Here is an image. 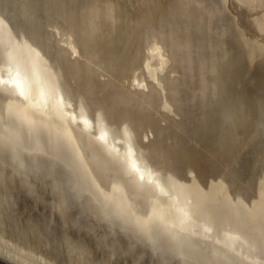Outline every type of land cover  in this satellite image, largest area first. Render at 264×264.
Returning <instances> with one entry per match:
<instances>
[{
    "label": "rangeland",
    "instance_id": "374dc122",
    "mask_svg": "<svg viewBox=\"0 0 264 264\" xmlns=\"http://www.w3.org/2000/svg\"><path fill=\"white\" fill-rule=\"evenodd\" d=\"M9 1L10 0H2L4 3L0 4V6L10 12L8 18L10 19V23L14 25L9 24L6 19H4V22H0V32L2 31L0 39H2L3 42H6L7 38L5 37L6 39L4 40L3 35L5 36L7 34L8 36L10 34L7 32V28H9L8 31L10 30L9 32H11L13 30L12 34L14 33L16 36L12 34L11 36L9 35L10 40L7 39L8 41L13 42V40H11L12 37L14 36V38H16L19 34L17 37L18 39L15 40L20 41L23 39L26 43V50L30 49L31 51L32 48L35 50L36 46L38 47L40 45L42 48L39 46L35 51H32L37 52V50H39L38 53L40 52L41 54L44 52L42 55L40 54V58L43 55L47 56V58L46 56L42 57L44 59L46 58L47 61H44L42 58L41 61H44V63L46 62L45 64L47 66L49 64V68L53 67V65L56 66L57 64L58 69L57 67L53 68L56 69V72H60L61 78H64L65 76V80L63 78L62 80L66 81L64 83H67V87L70 90L72 89L71 91L77 90L75 92L78 95L83 94L82 96H79L82 97V99L86 97V99H88L87 102L92 105L91 107L94 111H102L101 109H103L110 118L112 117V120L115 123L120 120L116 123L117 125L118 123L120 125L121 122L124 124V118L125 120L126 118L127 120H132L133 118V123L138 130L141 129V132H149V135L151 136L149 140L150 146L148 145L149 147H147L148 149H146V151L149 150L148 152L150 154L148 153V155H150V158L153 160L155 158L154 161L164 169L163 171L165 175L168 176H166L168 181H171L170 183L173 184V187H178L177 189L180 187V191L182 189L184 192L187 191L184 194L187 195L186 197H188L189 202H193H191L192 208L197 210L201 209L202 211L207 210L206 212L208 214L206 212L203 214L201 210L198 211V214L202 213L205 215L203 217L206 218V222H208L207 220H210L207 224L210 223L209 225H211L213 221L217 220V217L220 218V216L224 214L222 216L223 219H218L215 224L220 226V228H226L225 230L227 231H222L223 228L220 230V228L215 226L213 222L211 226L212 228L214 226L213 232L214 234L216 233L217 236L210 237L214 236L211 228L209 237L212 239L205 236V240L203 236H198V238H194V241L192 239L193 237L190 238L188 234L184 232L186 231L185 229L182 231L183 229L180 225L178 227L181 228L177 227L178 223L176 225V221L174 224L170 223L167 227L164 226L167 224L163 222V228L166 227L165 230L167 231L168 229L170 231L168 233H171V230L178 231H176L177 233L174 232L175 235L171 233L167 236L168 233L162 231L164 229H160L158 227L159 225L157 227L161 231L155 228L158 223V216H161L164 213V211H162V208L164 207L163 205L161 206L160 202H155L152 199H145L142 195H140V198L139 195H135L134 197L138 198V201L136 199L134 201L133 194L131 193V186L128 183L117 185L115 171L112 172V170L110 171L106 165L104 166V161L102 159L100 161L101 157L92 155L88 142L84 141L85 139L82 138L80 141L77 136L75 137L72 131L70 132L72 134L67 131L68 128H66L67 126L65 124L62 125V123L59 121L57 122V120L51 118H48V120L46 117L42 119L43 117L39 116L41 117L40 121L38 116H34V114H31L30 112L29 115L27 109L22 106H20L22 107L21 109L17 105L16 108L18 107L19 110H16V112L12 109L15 104H6V101L0 95V251L2 253L9 251L14 256L23 257L35 264H264V231H262L264 229V219L260 220L264 213V61H262V58L264 57L255 58L254 60L248 57L249 54L246 50L247 48L245 49V43L240 37L238 39L236 35H226L223 41L224 45H219L223 47L222 52H220L222 48L217 44L218 47L216 49L219 52L214 51L216 54L214 53L210 55L204 45L206 39L202 34V30L196 27H190L191 29L187 30L184 25H180L181 27L177 25L176 28H180L178 31L175 28L178 34L181 30L182 32H185H181V35L177 34L176 37H179L178 39L173 38L174 41L172 39L169 41L170 45L172 44L171 42H175L174 45L170 46L173 60L171 68L167 72L169 75L164 78L165 87L167 93H169L167 96L170 99V103L172 102L173 105H171L172 108L170 107L172 111H169L162 108L161 93L163 92H159L160 90L158 91L157 87L152 86L150 89H147L148 93L145 91L144 94V91L140 92V90L136 88H132L133 91H130L132 89L129 88L130 86H127V84L130 85L129 81L126 83L124 82L128 80V76L131 75L134 69L133 67L140 63V43H142L141 41L143 40L144 32L146 31V28L144 27L151 22H158L162 10L160 1L159 4L161 7H159L158 2H155L156 0H153V3L152 0H120V10L118 13L119 20L117 22L118 24L116 23L114 27L110 23L104 22L102 23L104 25L96 24L98 27L96 26L95 29L82 30L81 28H78V45L82 53H87L86 55L82 54L84 57L79 58V61L76 59L74 60L73 57L71 59V56L66 53L60 43H58L59 46H57L58 38L50 32L51 23L59 20L68 9L66 6L68 3L67 0H64V2L63 0ZM6 3L8 4L6 5ZM30 3H32V6ZM16 6L18 7L16 8ZM156 6H158V8ZM13 9L15 11H13ZM133 14L135 17H133ZM121 16L122 18H120ZM13 17H16V20H14ZM13 21L15 22L13 23ZM5 23L8 25L6 26ZM2 26H5L6 28L4 27V29ZM9 26H13L12 29ZM14 26L18 28H15ZM167 27L170 29L172 28L170 26ZM2 29H4L6 34L5 32L3 33ZM21 31L23 32L22 34L20 33ZM190 31L191 33L189 34ZM130 33L131 35H129ZM23 34H25V36ZM182 37L187 38V41L184 42L185 40H182ZM200 39H202V41ZM204 39L205 41H203ZM240 39L242 42H240ZM2 41L0 40V49L4 46ZM8 41L6 42L7 44H9ZM179 41L183 43H177ZM199 42L203 43V48ZM6 43L5 45H7ZM33 43H35V45ZM179 45L181 47H179ZM185 48L186 50L189 48V52L186 51ZM28 53L30 52L28 51ZM221 55L222 57H220ZM48 56L50 57L49 59ZM219 57L220 59H218ZM48 60H50V62ZM59 68L60 71H58ZM99 70H102L103 72ZM170 73L173 76L170 75ZM70 86L72 88H70ZM134 91H137L138 93H135ZM235 92L238 94L236 95ZM83 96L85 97L83 98ZM86 99L84 100L86 101ZM94 106H99L100 109L98 108L96 110ZM4 108L5 110H3ZM240 109L242 110L240 111ZM152 111L153 113H151ZM3 112L6 113L4 114ZM20 113L22 115H20ZM26 113L28 114L27 116H25ZM28 116H31V119H33L31 120ZM36 117L38 121L36 120ZM27 119L28 121H26ZM42 120H44V123ZM46 120L49 121L48 124H50L51 121L53 126L51 127L50 124V127H48L49 125L45 124L47 123L45 122ZM52 121L57 123L60 128L61 125L62 128L64 126L63 129L65 131H62L63 129L60 130L59 126L56 128L57 124H55V126ZM35 122L37 124H35ZM39 122L41 123L40 125ZM24 124L26 125V128L29 126L31 129L27 128V130H25L26 128L21 127V125L25 127ZM123 124L121 123L120 126L123 127ZM45 125L47 126L45 127ZM41 126H44L46 129L44 128V130ZM47 130L50 133L47 132ZM59 130L61 132H59ZM56 133L58 134L56 135ZM72 135L75 137L74 140L71 138ZM70 138L74 142L70 141ZM78 149H81V151H78ZM14 153H16L18 161L20 160L23 162L22 164L19 161V167L17 165V160L15 161L16 158H13L16 157ZM155 154H157V156ZM3 156H6V158ZM19 157L23 161L19 159ZM90 157H92V159ZM12 159L17 163H14ZM21 166H23V168ZM104 169H108V172ZM109 172H112V174L110 173L111 176H107L109 175ZM68 190L69 192H67ZM118 192L122 199L118 196ZM94 194L95 197L93 196ZM128 195L132 197L128 198ZM103 197L105 199H102ZM110 197L112 199H110ZM135 202L136 205L134 204ZM194 202L200 204L196 203L194 205ZM133 204L137 207L132 206ZM205 205L209 207V209L204 207ZM108 206H111L112 210L110 207L108 208L110 211H108ZM126 207L129 208L126 209ZM216 207L218 210H215ZM130 208L134 209V212L132 211V213H130ZM204 208L207 209L205 210ZM123 209L124 212L122 211ZM213 210H215V213ZM222 210L226 212L224 213ZM153 211H155L154 213H156V215H153ZM212 215L216 217L212 218ZM169 217H171L169 219H172V222L176 219L174 218V214ZM134 218L137 219L135 222ZM144 218L146 219L144 220ZM248 218L250 221H253L251 223L253 226L251 225V227L249 226L250 221ZM219 220H221V222H219ZM255 220L258 221L256 222ZM122 221L125 223H121ZM147 222H154V224L150 223L152 226L150 225L148 227ZM244 222L247 223L245 224V226H247L246 230L247 228L250 229L248 232L245 230L239 232H246L244 236L248 239L250 236H253L252 238L250 237V241L252 239L254 240H252V242H254L252 244L255 245L254 247H252L253 245L250 246V244H248V242L250 243L248 239V242L245 243L246 246L244 247L243 244L238 242H234L233 244L229 238V235L233 231H238L241 227H239L238 224L240 225V223H242V226L245 228L243 225ZM144 223H146V225ZM224 223L227 225L225 224L223 226ZM258 223H261L260 227H257L259 226ZM159 224L160 226L162 225L161 223ZM171 225L172 228H169ZM174 225L177 228L174 227ZM173 227L176 229L173 230ZM262 227L263 229H261ZM230 230L231 232H228ZM224 232L227 234L226 236L224 235ZM259 232L262 233V235ZM161 234L164 235L161 236ZM223 235L225 237L223 239L224 241H218L222 240ZM166 236L170 237V240ZM174 236H177L178 238ZM201 237H203V239ZM217 237H219V239ZM189 238L190 240L192 239V244L190 243L191 241ZM185 239L187 240L185 241ZM219 243H221V245ZM235 244L238 245V247L242 245L244 249L240 248L238 250V247ZM247 244L249 245V248ZM185 246H187L188 249L184 250L186 248ZM246 247L248 249L253 248L250 253L253 251L256 253V256L253 253L254 257L253 254H251L253 259H251V257L249 261L248 259L250 255L248 254L250 253L247 252V254L245 251H242L245 250ZM248 249H246V251ZM221 251L223 253H221ZM257 252L258 260L256 258ZM259 252H261L260 257ZM245 253L248 257L244 255ZM184 260H186L185 263ZM252 260L254 261L253 263Z\"/></svg>",
    "mask_w": 264,
    "mask_h": 264
},
{
    "label": "bare ground",
    "instance_id": "6f19581e",
    "mask_svg": "<svg viewBox=\"0 0 264 264\" xmlns=\"http://www.w3.org/2000/svg\"><path fill=\"white\" fill-rule=\"evenodd\" d=\"M12 0H10L9 2H11ZM17 1V0H16ZM120 0H67L66 6L68 7V9L65 11V13L62 15V19L60 18L59 20L53 21L50 25V32H52L57 38H58V43H60L61 47H63V49L66 51V53L68 55H70L71 59L72 57L74 58V60H80L79 58L84 57L82 56V54L84 55V53L81 52V49L78 45L77 42V29L81 28L82 30H90V29H95L96 28V24H102L104 22H108L110 23L113 27L114 25L118 22L119 20V2ZM127 1V0H126ZM131 1V0H130ZM155 1V0H154ZM162 6V10H161V14L159 15L160 17L158 18V22L155 23H149L148 25H146L144 28H146V31L144 32V37L143 40L141 41V47H140V54H139V59H140V63L135 67L131 68L133 69L132 73L130 76H128V80L124 81L125 83L129 81L130 85L127 84V86H130L129 88H136L138 90H140V92H143L145 94V91L147 92V89H150L152 86L157 87L159 92H163L161 93V103H162V108H164L165 110H169L172 111L170 109V107L172 108V102L170 103V99L167 96V89L165 87V76H168L169 74H167V72L169 71V69L171 68V64H172V51L170 49V46L174 45L173 42H171L172 44L170 45L169 41L172 39L174 41L173 38L178 39L179 37L177 36V31L180 28H176V26L178 25L179 27H181L180 25H184V27L189 30L191 29L190 27H196L199 28L200 30H202V34L205 36V39L203 41H205L204 45L206 47L207 52L211 55L214 54L215 52H219L217 51V47L219 45H224V37L226 35H232V36H237L238 39L239 37L243 40V42L245 43L246 47L245 49L247 50L249 56L251 59H255V58H260V57H264V0H156L155 2ZM0 4H3L4 2H2V0L0 1ZM13 2V1H12ZM19 2V1H18ZM26 2V1H23ZM53 2V1H52ZM64 2V0H63ZM140 2V1H139ZM15 3V2H14ZM13 3V4H14ZM127 3V2H126ZM153 3V0H152ZM155 3V4H156ZM163 3V5H162ZM8 3H6L7 5ZM21 4V3H20ZM25 4V3H24ZM27 4V3H26ZM32 3H30L31 5ZM140 4V3H139ZM154 4V5H155ZM159 4V7H161ZM5 5V4H4ZM5 5V6H6ZM19 5V4H18ZM29 5V4H28ZM65 5V4H64ZM134 5V4H133ZM157 5V4H156ZM10 6V4H9ZM23 6V5H22ZM32 6V5H31ZM18 6H16L17 8ZM21 7V5H20ZM30 7V6H28ZM158 8V6H156ZM6 8V7H5ZM8 8V6H7ZM10 8V7H9ZM70 8V9H69ZM126 8V7H125ZM64 9V8H63ZM62 9V10H63ZM156 10V9H155ZM13 11H15L13 9ZM32 11V10H31ZM8 12V13H7ZM12 12V11H11ZM26 12V11H25ZM30 12V11H28ZM63 12V11H62ZM131 12V11H130ZM135 12V11H134ZM156 12V11H155ZM13 13V12H12ZM157 13V12H156ZM9 14V15H8ZM14 14V13H13ZM28 14V13H27ZM130 14V13H128ZM18 15V14H17ZM16 15V16H17ZM46 15V14H45ZM50 15V14H49ZM134 15V14H133ZM137 15V14H136ZM10 16V12L7 9H4L0 6V22H4L6 19L9 24L10 23V19L8 18ZM14 16V15H13ZM32 16V14H31ZM129 16V15H128ZM141 16V15H140ZM148 16V15H147ZM6 17V18H5ZM26 17V16H25ZM29 17V16H28ZM59 17V16H58ZM126 17V16H125ZM135 17V15L133 16ZM145 17V16H142ZM156 17V16H155ZM8 18V19H7ZM14 18V17H13ZM16 18V17H15ZM14 18V20H16ZM27 18V17H26ZM122 18V16L120 17ZM138 18V17H137ZM152 18V17H150ZM28 19V18H27ZM155 19V18H154ZM23 20V19H22ZM29 20V19H28ZM131 20V19H130ZM135 20V19H134ZM147 20V19H146ZM6 21V22H7ZM7 22V23H8ZM15 21H13L14 23ZM23 22V21H22ZM47 22V21H46ZM134 23V22H133ZM140 23V22H139ZM4 24V23H3ZM21 24V23H20ZM109 24V25H110ZM118 24V23H117ZM143 24V23H142ZM6 25V23H5ZM8 25V24H7ZM6 25V26H7ZM14 25V24H12ZM17 25V24H16ZM22 25V24H21ZM104 25V24H102ZM141 25V24H140ZM172 25V26H171ZM18 26V25H17ZM26 26V25H25ZM29 26V25H28ZM37 26V25H36ZM119 26V25H116ZM167 26L172 27L171 29L168 28ZM1 27V26H0ZM3 28L5 26H2ZM10 27V26H9ZM13 27V26H12ZM12 27H10L12 29ZM15 27V26H14ZM98 27V26H97ZM103 27V26H102ZM109 27V26H108ZM110 27V28H113ZM168 30H167V28ZM6 28V27H5ZM4 28V29H5ZM18 28V27H15ZM34 28V27H33ZM42 28V27H41ZM117 28V27H115ZM166 28V29H165ZM177 31H176V29ZM3 30V33L5 32ZM9 28H7V32L10 33L9 35L11 36L12 31L9 32L8 31ZM21 29V26H20ZM39 29V28H38ZM49 29V28H48ZM108 29V28H107ZM118 29V28H117ZM127 29V28H126ZM1 30V29H0ZM19 30V29H18ZM138 30V29H137ZM184 30V29H183ZM194 30V28H193ZM20 31V30H19ZM23 31V30H22ZM20 32L21 34L23 32ZM29 31V30H28ZM27 31V32H28ZM45 31V30H44ZM102 31V30H101ZM108 31V30H107ZM180 31V30H179ZM16 32V31H14ZM26 32V33H27ZM132 32V31H131ZM137 32V31H136ZM182 32V30H181ZM180 32V33H181ZM185 32V31H184ZM182 32V33H184ZM2 33V31L0 32V34ZM17 33V32H16ZM19 33V32H18ZM25 33V32H24ZM30 33V32H29ZM39 33V32H38ZM51 33V34H52ZM125 33V32H124ZM178 35H181V34ZM191 33V31L189 32V34ZM193 33V31H192ZM200 33V32H199ZM6 34V32H5ZM52 34V36H53ZM126 34V33H125ZM8 35V36H9ZM14 35V33L12 34ZM19 35V34H18ZM17 35V37H18ZM25 36V34H23ZM39 35V34H38ZM45 35V34H44ZM131 35V33L129 34ZM186 35V34H185ZM184 35V36H185ZM201 35V34H200ZM7 34L4 37V40L7 38L8 40H10V36L8 37ZM16 36V34L14 35ZM14 36L12 37L11 40L12 41H8L6 39V42L8 41L9 44H7L5 41V43L7 45H5V43L2 41V39H0L3 42V47H1L0 51V95L3 97V99L6 101V104H10V105H14V107L12 109H14L15 111L19 110V108L17 109L16 106L18 105L19 107L22 106L24 108L27 109L28 114H34V116H41L43 117L42 119H44V117L51 118L54 120H57V122L59 121L60 123L65 124L68 128L67 131H69V133L72 131V133L75 135V137L77 136L80 141L83 139H85L84 141L88 142V145L91 149L92 155L93 156H97V157H101V159L104 161V166L106 165V167H108L110 169V171L112 170L115 171V179L117 181V185H121V184H125L128 183L132 190L131 193L133 194V197L136 195H140L144 196L143 198L145 199H152L155 202H160L161 206L163 205L164 208H162V211H164L163 215H159L157 218V225L155 228L157 229H164L162 231L165 232H170L168 229L167 231L165 230V228L170 225V223H175L176 221V225L177 227L180 225L182 227V231H184V229L186 231H184L185 233L188 234V236L194 240V238H198V236H203L204 239L206 240V237L210 236L209 233L211 231L212 228V224L214 222L215 226H218L215 224L216 221H218V219H223V215L219 217H217L216 221H213L211 223V225L207 224L210 220H207L208 222H206V218L203 217L205 215L204 212H206L207 208L209 209V207H207L206 205L204 207H207L205 210L206 211H202L203 214H198L197 209L192 208L191 206V202H189L188 197H186L187 195L184 194L187 191H183V189L180 191V187L179 189H177L178 187L175 188V186L173 187V184H171L168 179H167V175H165L164 173V169L161 168L160 165H158L152 158H150V155H148V151H146V149H148L147 147H149V140H150V135L149 132H141V129H137V127H135V124L133 123V118L132 120H125V118L123 119V121H125V123L123 124V122H121L123 124V127L116 124V123L112 120V117L110 118V116L108 114H106L103 109H101L102 111L98 110V111H94L92 109V105H90L88 101V99H86L85 96H83L84 99H86V101L84 99H82V95H78L76 94L75 91H71L63 81L62 78L60 77V72H56V69L53 67H57L53 65V67H48V66L44 63V61H47L46 55H43L42 57L46 56V58H42L44 59V61H41L42 59L40 58V52L38 53L39 50H37V52H33L32 50H34L32 48V50H26V43L25 41L22 40H18L16 41L15 39H18L17 37L14 38ZM84 36V35H83ZM119 36V35H118ZM202 36V35H201ZM6 37V38H5ZM37 37V36H36ZM51 37V36H50ZM112 37V36H111ZM133 37V36H132ZM192 37V35H191ZM190 37V38H191ZM197 37V36H194ZM203 37V36H202ZM1 38V35H0ZM25 38V37H23ZM30 38V37H29ZM38 38V37H37ZM40 38V37H39ZM54 38V36H53ZM182 40H185L184 42L187 41V38L182 37ZM32 39V38H31ZM56 39V38H55ZM97 39H98V35H97ZM142 39V36H141ZM194 39V38H193ZM237 39V38H236ZM240 39V42H242ZM43 40V39H42ZM202 41V39H200ZM229 40V39H228ZM15 41V42H14ZM35 41V40H34ZM37 41V40H36ZM40 41V40H39ZM189 41H193V40H189ZM30 42V41H29ZM32 42V41H31ZM48 42V41H47ZM108 42V41H107ZM1 43V42H0ZM28 43V42H27ZM43 43V42H42ZM130 43V42H129ZM177 43H183V42H177ZM176 43V44H177ZM201 43V42H199ZM238 43V42H237ZM35 45V43H33ZM32 44V46L34 47V45ZM175 44V45H176ZM186 44V43H185ZM184 44V45H185ZM188 44V42H187ZM218 44V46H217ZM30 45V43H29ZM37 45V44H36ZM48 45V44H47ZM123 45V44H121ZM202 48H203V43H201ZM2 46V44H1ZM28 46V44H27ZM31 46V47H32ZM40 46V45H39ZM38 46V47H39ZM59 46V44L57 45ZM187 46V45H185ZM191 46V45H190ZM229 46V45H228ZM238 46V45H236ZM28 47V48H31ZM36 46V49L38 48ZM41 47V46H40ZM45 47V46H43ZM118 47V46H117ZM178 47V46H177ZM179 47H181L179 45ZM183 47V46H182ZM221 47V46H219ZM27 48V49H28ZM42 48V47H41ZM56 48V47H55ZM59 49H61L60 47H58ZM129 48V47H128ZM184 48V47H183ZM222 48V49H221ZM221 51L223 50V47H221ZM243 48V46H242ZM35 49V50H36ZM40 49V48H39ZM50 49V47H49ZM62 49V50H63ZM189 49V48H188ZM188 49L185 50L188 51ZM205 49V48H204ZM216 49V50H215ZM219 49V48H218ZM244 49V50H245ZM34 50V51H35ZM42 50V49H40ZM56 50V49H55ZM61 50V51H62ZM205 50V51H206ZM28 51L30 53H28ZM86 51V50H85ZM175 51V50H174ZM185 51V52H186ZM192 51V50H190ZM215 51V52H214ZM28 54H27V53ZM64 52V51H63ZM180 52V51H179ZM189 52V51H188ZM206 52V53H207ZM44 52H42L43 54ZM106 53V52H105ZM202 53V52H201ZM41 54V55H42ZM46 54V53H45ZM57 54V53H56ZM87 54V53H86ZM85 54V55H86ZM216 54V53H215ZM221 54V53H220ZM230 54V53H229ZM247 54V55H248ZM93 55V54H92ZM97 55V54H96ZM175 55V54H174ZM191 55V54H190ZM240 55V54H239ZM246 55V54H245ZM65 56V55H64ZM188 56V55H187ZM209 56V55H208ZM233 56V55H232ZM55 57V56H54ZM127 57V56H126ZM175 57V56H174ZM222 57V55L220 56ZM220 57L218 59H220ZM230 57V56H229ZM50 57L48 56V59ZM65 59V58H64ZM186 59V58H185ZM210 59V58H209ZM212 59V58H211ZM232 59V58H230ZM243 59V58H242ZM264 61V58H262ZM240 60V58H239ZM50 62V60H48ZM139 61V60H138ZM211 61V60H210ZM251 61V60H250ZM55 62V61H54ZM53 62V63H54ZM127 62V61H126ZM175 62V61H174ZM189 62V61H188ZM217 62V61H216ZM252 62V61H251ZM48 63V62H47ZM52 63V64H53ZM91 63V62H90ZM138 63V62H137ZM210 63V62H209ZM240 63V62H239ZM120 64V62H119ZM222 65V64H221ZM224 65V64H223ZM237 65V64H236ZM74 66V65H73ZM208 66V65H207ZM233 66V65H232ZM244 66V65H243ZM90 67V66H89ZM210 67V66H209ZM238 67V66H237ZM71 68V67H70ZM99 68V67H98ZM97 68V69H98ZM221 68V67H220ZM224 68V67H223ZM241 68V67H240ZM58 69V67H57ZM66 69V68H65ZM80 69V68H78ZM188 69V68H187ZM211 69V68H210ZM62 70V69H61ZM221 70V69H220ZM229 70V69H228ZM241 70V69H240ZM239 70V71H240ZM243 70V69H242ZM60 71V68L59 70ZM86 71V70H84ZM102 71V70H99ZM113 71V70H112ZM117 71V70H116ZM207 71V70H206ZM212 71V70H211ZM210 71V72H211ZM215 71V70H214ZM245 71V70H244ZM103 72V71H102ZM101 72V73H102ZM229 72V71H228ZM91 73V72H90ZM106 73V72H105ZM104 73V74H105ZM173 73V72H172ZM214 73V72H212ZM216 73V72H215ZM238 73V72H237ZM64 74V72H63ZM167 74V75H166ZM174 74V73H173ZM177 74V73H176ZM208 74V73H207ZM228 74V73H227ZM239 74V73H238ZM241 74V73H240ZM129 75V74H128ZM170 75H172L170 73ZM182 75V74H181ZM107 76V75H106ZM111 76V75H110ZM173 76V75H172ZM236 76V75H235ZM243 76V75H242ZM212 77V76H211ZM102 78V77H101ZM127 78V77H126ZM207 78V77H206ZM220 78V77H217ZM228 78V77H227ZM238 78V77H237ZM65 80V76L63 78ZM107 79V78H106ZM230 79V78H229ZM259 79V78H258ZM218 80V79H217ZM233 80V79H232ZM236 80V79H235ZM167 81V80H166ZM214 81V80H213ZM217 82V81H216ZM250 82V80H249ZM112 83V82H111ZM168 83V82H167ZM215 83V81H214ZM231 83V82H229ZM174 84V83H173ZM249 84V83H248ZM216 85V84H215ZM237 85V84H236ZM72 86V85H71ZM70 86V88H72ZM126 86V87H127ZM169 86V85H168ZM172 86V85H171ZM205 87V86H204ZM224 87V86H223ZM78 88V87H77ZM226 88V87H225ZM252 88V87H251ZM74 89V88H73ZM76 89V88H75ZM231 90V89H230ZM94 91V90H93ZM130 91H133L130 90ZM150 91V90H149ZM202 91V90H201ZM224 91V90H223ZM232 91V90H231ZM135 93L137 91H134ZM222 92V91H221ZM220 92V93H221ZM226 92V91H225ZM228 92V91H227ZM75 93V94H74ZM85 93V92H84ZM130 93V92H129ZM138 93V92H137ZM148 93V92H147ZM151 93V92H150ZM172 93V92H171ZM233 93V92H232ZM240 93V92H239ZM117 94V93H116ZM159 94V93H158ZM189 94V93H188ZM234 94V93H233ZM236 94V92H235ZM238 94V93H237ZM236 94V95H237ZM257 94V93H256ZM78 95V96H77ZM86 95V94H85ZM143 95V94H142ZM228 95L230 96V94L228 93ZM122 96V95H121ZM171 96V95H170ZM223 97V96H222ZM227 97V96H226ZM154 98V97H153ZM220 98H221V94H220ZM236 98V96H235ZM241 98V97H240ZM2 99V100H3ZM205 99V98H204ZM209 99V98H208ZM228 99V98H227ZM246 99V98H245ZM3 100V101H4ZM92 100V99H91ZM128 100V99H127ZM251 100V99H250ZM0 101H1V97H0ZM2 101V102H3ZM174 101V100H173ZM204 101V100H203ZM232 101V100H231ZM91 102V101H90ZM98 102V101H97ZM111 102V101H110ZM193 102V101H192ZM264 102V101H263ZM159 103V102H158ZM262 103V102H261ZM95 104V103H94ZM129 104V103H128ZM101 105V104H100ZM123 105V104H122ZM126 105V104H125ZM172 105V106H171ZM234 105V104H233ZM264 106V105H263ZM1 107V106H0ZM22 107H20L22 109ZM23 108V109H24ZM94 108L97 110L99 108L94 106ZM103 108V107H102ZM125 108V107H124ZM128 108V107H127ZM209 108V107H208ZM212 108V107H211ZM1 109V108H0ZM11 109V108H10ZM20 109V110H21ZM25 109V110H26ZM100 109V108H99ZM108 109V108H107ZM129 109V108H128ZM213 109V108H212ZM228 109V108H227ZM235 109V108H234ZM5 110V108L3 109ZM112 110V109H111ZM242 109H240L241 111ZM8 111V110H7ZM10 111V110H9ZM13 111V110H12ZM16 111V112H17ZM23 111V110H21ZM125 111V110H124ZM168 111V112H169ZM218 111V110H217ZM226 111V110H225ZM239 111V110H238ZM244 111V110H243ZM246 111V110H245ZM25 112V111H24ZM30 112V113H29ZM213 112V111H212ZM223 112V111H222ZM4 113V112H3ZM6 113V112H5ZM4 113V114H5ZM15 113V112H13ZM19 113V112H18ZM121 113V112H120ZM119 113V114H120ZM153 113V111L151 112ZM155 113V112H154ZM177 113V112H176ZM196 113V112H195ZM247 113V112H245ZM260 113V112H259ZM9 114V113H8ZM12 114V113H11ZM27 113L25 114V116L28 115ZM157 114V113H156ZM241 114V113H240ZM20 115H22L20 113ZM161 115V114H160ZM218 115V114H217ZM234 115V114H233ZM243 115V114H241ZM19 116V114H18ZM33 116V115H32ZM215 116V115H214ZM246 116V115H245ZM14 117V116H13ZM21 117V116H20ZM31 116H28V118ZM39 117V120L40 118ZM121 117V116H120ZM126 117V116H124ZM169 117V116H168ZM233 117V116H232ZM239 117V116H238ZM202 118V117H201ZM243 118V117H241ZM240 118V119H241ZM245 118V117H244ZM20 119V118H19ZM26 119V118H24ZM23 119V120H24ZM33 119V118H32ZM31 119V120H32ZM122 119V118H121ZM166 119V118H165ZM226 119V117H225ZM37 120V117H36ZM49 120V119H48ZM48 120H46L45 124H48ZM118 120V118H117ZM235 120V119H234ZM25 121V120H24ZM28 121V119L26 120ZM38 121V120H37ZM41 121V120H40ZM44 123V120H42ZM122 121V120H121ZM137 121V120H136ZM135 121V122H136ZM222 121V120H221ZM238 121V120H237ZM54 122V121H52ZM173 122V121H172ZM236 122V121H235ZM241 122V121H240ZM33 123V122H32ZM59 123V124H60ZM21 124V123H20ZM23 124V123H22ZM34 124V123H33ZM35 124H37L35 122ZM41 123L39 122V125ZM51 127L53 126L50 121ZM50 124H48L50 127ZM57 124L54 122V125ZM155 124V123H154ZM162 124V123H161ZM164 124V123H163ZM240 124V123H239ZM25 125V124H24ZM38 125V126H39ZM43 125V124H42ZM61 128L60 126L57 124L56 128H60V130H62L64 128ZM138 125V124H137ZM33 126V125H32ZM47 125H45L46 127ZM54 126V127H55ZM139 126V125H138ZM21 127L26 128L21 125ZM37 127V125H36ZM43 129L45 128L44 126ZM40 127V128H41ZM248 127V126H247ZM27 128H30L29 126H27ZM27 128L25 130H27ZM219 128V127H218ZM230 128V127H229ZM249 128V127H248ZM46 129V128H45ZM44 129V130H45ZM48 129V128H47ZM197 129V128H196ZM210 129V128H209ZM237 129V128H236ZM42 130V129H41ZM40 130V132H41ZM51 130V129H50ZM53 130V129H52ZM59 130V132H61ZM233 130V129H232ZM243 130V129H242ZM254 130V129H253ZM31 131V130H30ZM58 131V130H57ZM62 131H65L64 129ZM149 131V130H148ZM234 131V130H233ZM36 132V131H35ZM39 132V131H38ZM37 132V133H38ZM47 132H49L47 130ZM52 132V131H51ZM242 132V131H241ZM28 133V131H27ZM50 133V132H49ZM54 133V132H53ZM66 133V132H65ZM70 133V134H72ZM193 133V132H192ZM35 134V133H33ZM52 134V133H51ZM55 134V133H54ZM58 133H56L57 135ZM61 134V133H60ZM59 134V135H60ZM194 134V133H193ZM247 134V133H246ZM31 136V135H30ZM193 136V135H192ZM243 136V135H242ZM55 137V136H54ZM61 137V136H60ZM72 135V139L74 140L75 137ZM194 137V136H193ZM70 138V141H72ZM195 138V137H194ZM198 138V137H197ZM262 138V136H261ZM69 139V138H68ZM169 139V138H168ZM251 139V138H250ZM171 140V139H170ZM68 141V140H67ZM226 141V140H225ZM74 142V141H72ZM235 142V141H234ZM65 143V142H64ZM77 143V142H76ZM165 143V142H164ZM217 143V142H216ZM69 144V143H68ZM79 144V143H78ZM77 144V145H78ZM191 144V143H190ZM21 145V144H20ZM81 145V143H80ZM83 145V143H82ZM149 145V146H148ZM258 145V144H257ZM19 146V145H18ZM84 146V145H83ZM200 146V145H199ZM15 147V146H14ZM223 147V146H222ZM17 148V147H16ZM19 148V147H18ZM43 148V147H42ZM80 148V146H79ZM82 148V146H81ZM254 148V147H253ZM258 148V147H257ZM88 149V147H87ZM15 150V149H14ZM81 151V149H78V151ZM84 150V149H82ZM86 150V149H85ZM232 150V149H231ZM5 151V150H4ZM31 151V150H30ZM13 152V151H12ZM11 152V153H12ZM16 152V151H14ZM37 152V151H36ZM57 152V151H56ZM154 152V151H153ZM23 153V152H22ZM78 153V152H77ZM83 153V152H82ZM223 153V152H222ZM221 153V154H222ZM232 153V152H231ZM16 157H13L15 159V161L17 160L18 162V167L20 166V162L17 159V155L16 153H14ZM13 154V156H14ZM19 154V153H17ZM36 154V153H35ZM150 154V153H149ZM153 154V153H152ZM211 154V153H210ZM249 154V153H248ZM251 154V153H250ZM1 155V154H0ZM22 155V154H21ZM80 155V154H78ZM82 155V154H81ZM88 156H90L89 154H87ZM157 156V154H155ZM9 156V154H8ZM19 156V155H18ZM84 156V155H82ZM6 158V156H3ZM10 157V156H9ZM85 157V156H84ZM12 158V156H11ZM24 158V156H23ZM92 159V157H90ZM96 158V157H94ZM93 158V159H94ZM201 158V157H200ZM8 159V158H7ZM19 159H21L19 157ZM86 159V158H85ZM158 159V158H157ZM251 159V158H250ZM22 160V159H21ZM31 160V159H30ZM79 160V159H78ZM6 161V160H5ZM13 161V159H12ZM11 161V162H12ZM13 161L14 163H17ZM23 161V160H22ZM29 161V159H28ZM26 161V162H28ZM92 161V160H91ZM158 161V160H157ZM259 161V160H258ZM30 162V161H29ZM35 162V161H34ZM33 162V163H34ZM10 163V162H8ZM23 164V162H21ZM101 163V162H99ZM166 163V162H165ZM13 164V163H11ZM30 164V163H29ZM28 164V166H29ZM32 164V163H31ZM37 164V163H36ZM35 164V165H36ZM1 165V164H0ZM10 165V164H9ZM8 165V166H9ZM16 165V164H15ZM217 165V164H216ZM38 166V165H37ZM23 168V166H21ZM35 167V166H34ZM166 167V166H165ZM209 167V166H208ZM256 167V166H255ZM36 168V167H35ZM220 168V167H219ZM251 168V167H250ZM27 169V168H26ZM33 169V168H32ZM37 169V168H36ZM43 169V168H42ZM64 169V168H63ZM35 170V169H33ZM38 170V169H37ZM44 170V169H43ZM106 170V169H104ZM243 170V169H242ZM251 170V169H249ZM5 171V170H4ZM12 171V169H11ZM29 171V170H28ZM231 171V170H230ZM15 172V171H14ZM31 172V171H30ZM35 172V171H34ZM41 172V171H40ZM39 172V173H40ZM106 172H108V169L106 170ZM104 172V173H106ZM112 172H109V175L107 176H111ZM36 173V172H35ZM48 173V172H47ZM50 173V172H49ZM52 173V172H51ZM58 173V172H57ZM69 173V172H68ZM111 173V174H110ZM223 173V172H222ZM7 174V173H6ZM108 174V173H107ZM232 174V173H231ZM4 175V174H3ZM36 175V174H35ZM44 175V174H43ZM104 175V174H103ZM184 175V174H183ZM13 176V174H12ZM102 176V175H101ZM167 176V177H166ZM193 176V175H192ZM228 176V175H227ZM233 176V175H232ZM242 176V175H241ZM22 177V176H21ZM25 177V176H24ZM38 177V176H37ZM65 177V176H64ZM70 177V176H69ZM181 177V176H180ZM204 177V176H203ZM7 178V177H6ZM63 178V177H62ZM242 178V177H241ZM41 179V178H40ZM57 179V177H56ZM102 179V178H101ZM104 179V178H103ZM176 179V178H175ZM246 179V178H245ZM21 180V178H20ZM35 180V179H34ZM54 180V179H53ZM195 180V179H194ZM221 180V179H220ZM244 180V179H242ZM247 180V179H246ZM251 180V179H250ZM25 182V181H24ZM219 182V181H218ZM225 182V181H224ZM18 183V182H17ZM53 183V182H52ZM55 183V182H54ZM69 183V182H68ZM245 183V182H244ZM257 183V182H256ZM34 184V183H33ZM127 184V185H128ZM177 184V183H176ZM193 184V183H192ZM260 184V183H259ZM5 185V184H4ZM175 185V184H174ZM178 185V184H177ZM224 185V184H223ZM256 185V184H255ZM23 186V185H22ZM65 186V185H64ZM3 187V186H2ZM15 187V186H14ZM26 187V186H25ZM58 187V186H57ZM63 187V186H62ZM121 187V186H120ZM110 188V187H109ZM108 188V189H109ZM182 188V187H181ZM222 189V187H221ZM231 189V188H230ZM3 190V189H2ZM24 190V189H23ZM71 190V189H70ZM95 190V189H94ZM114 190V188H113ZM226 190V189H225ZM19 191V190H18ZM28 191V190H27ZM35 191V190H34ZM105 191V190H104ZM126 191V190H125ZM183 191V192H182ZM69 192V190L67 191ZM96 192V190H95ZM230 192V191H229ZM35 193V192H34ZM94 193V192H93ZM124 193V192H123ZM105 194V193H104ZM103 194V195H104ZM116 194V193H115ZM120 193L118 192V196L121 197L119 195ZM122 194V193H121ZM235 195V194H234ZM251 195V194H250ZM30 196V195H29ZM69 196V195H68ZM88 196V195H87ZM95 197V194L93 195ZM97 196V195H96ZM221 196V194H220ZM70 197V196H69ZM102 197V196H101ZM118 197V198H119ZM128 198L132 197V196H127ZM193 197V196H192ZM225 197V196H224ZM34 198V197H33ZM62 198V197H61ZM72 198V197H71ZM124 198V197H123ZM126 198V197H125ZM40 199V198H39ZM63 199V198H62ZM98 199V198H97ZM102 199H105L104 197ZM110 199H112L110 197ZM122 199V197H121ZM135 199L138 201V198L134 197V201ZM194 199V198H192ZM78 200V199H77ZM89 200V199H88ZM114 200V199H113ZM201 200V199H200ZM219 200V199H218ZM241 200V199H240ZM22 201V200H21ZM63 201V200H62ZM74 201V200H73ZM112 201V200H111ZM133 201V202H134ZM143 201V200H142ZM147 201V200H146ZM149 201V200H148ZM153 201V202H154ZM203 201V200H202ZM83 202V201H82ZM130 202V201H129ZM144 202V201H143ZM154 202V203H155ZM199 202V201H197ZM196 202V203H197ZM234 202V201H233ZM64 203V201H63ZM71 203V202H70ZM87 203V202H86ZM93 203V202H92ZM105 203V201H104ZM193 203V202H192ZM194 202V205L196 204ZM208 203V202H207ZM40 204V203H39ZM132 204V203H131ZM136 205V202L134 203ZM132 206H135V205ZM152 204V202H151ZM150 204V205H151ZM159 204V203H158ZM200 204V203H197ZM205 204V202H204ZM211 204V203H210ZM38 205V204H37ZM53 205V204H51ZM88 205V204H87ZM108 205V203H107ZM110 205V204H109ZM113 205V204H112ZM111 205V206H112ZM139 205V204H138ZM147 205V203H146ZM215 205V204H214ZM220 205V204H219ZM231 205V204H230ZM50 206V205H49ZM64 206V205H63ZM105 206V205H104ZM110 206V207H111ZM128 206V205H126ZM129 206V207H132ZM141 206V205H140ZM109 206L107 207L110 208ZM128 207V208H129ZM137 207V206H135ZM139 207V206H138ZM145 207V204H144ZM195 207V206H194ZM201 207V206H199ZM213 207V206H212ZM222 207V206H221ZM102 208V207H101ZM100 208V209H101ZM106 208V207H105ZM126 207V209H128ZM143 208V207H142ZM198 208V207H197ZM219 208V207H218ZM231 208V207H230ZM103 209V208H102ZM131 212L134 210L132 208ZM146 209V207H145ZM160 209V208H159ZM157 209V210H159ZM194 209V210H193ZM203 209V206H202ZM217 209V207L215 208V210ZM223 209V208H221ZM226 209V208H225ZM32 210V209H31ZM106 210V209H105ZM112 210V207H111ZM197 213H196V211ZM213 210V212L215 211ZM218 210V209H217ZM220 210V209H219ZM108 211H110L108 209ZM124 212V209L122 210ZM146 211V210H145ZM114 212V211H113ZM122 212V213H123ZM126 212V211H125ZM134 212V211H133ZM151 212V211H150ZM149 212V213H150ZM155 211H153V215L156 213H154ZM210 212V211H208ZM222 212H226L223 211ZM221 212V213H222ZM144 213V212H143ZM152 213V212H151ZM150 213V215H151ZM207 213V212H206ZM205 213V214H206ZM215 213V212H214ZM108 214V212H107ZM124 214V213H123ZM174 214V222H172V219L170 220L169 216ZM208 214V213H207ZM220 214V213H219ZM217 214V215H219ZM126 215V214H125ZM149 215V216H150ZM260 215V214H259ZM258 215V218H259ZM111 216V215H110ZM145 216V215H144ZM213 216V215H212ZM236 216V215H235ZM261 216V215H260ZM109 217V216H107ZM128 217V216H127ZM142 217V216H141ZM155 217V216H154ZM216 216H213L212 218H215ZM222 217V218H221ZM228 217V216H226ZM251 217V215H250ZM253 217V216H252ZM130 218V217H129ZM140 218V217H139ZM138 218V219H139ZM147 218V217H146ZM144 218V220L146 219ZM150 218V217H149ZM205 218V219H204ZM209 218V217H208ZM211 218V220H212ZM231 218V217H230ZM127 219V218H126ZM148 219V218H147ZM156 219V218H155ZM249 219V218H248ZM264 219V213L262 214V219ZM132 220V219H131ZM134 218V222H135ZM142 220V219H141ZM154 220V219H152ZM221 220H219V222H221ZM226 220V219H225ZM224 220V221H225ZM259 220V219H258ZM257 220V221H258ZM118 221V220H117ZM129 221V220H128ZM229 221V220H228ZM231 221V219H230ZM248 221V220H247ZM246 221V222H247ZM250 221V219H249ZM248 221V222H249ZM256 221V220H255ZM256 221V222H257ZM124 221H122L121 223H123ZM133 222V221H131ZM138 222V221H137ZM145 222V221H144ZM163 222L167 225H164ZM223 222V221H222ZM227 222V220H226ZM246 222H244V226L245 224H247ZM253 221H250V227L251 225L253 226V224H251ZM260 222V221H259ZM262 222V221H261ZM264 222V221H263ZM94 223V222H93ZM125 223V222H124ZM142 223V222H141ZM140 223V224H141ZM152 224H154V222H150ZM147 222V226L149 227L150 225L152 226V224H150ZM161 223L162 227L160 226ZM218 223V222H217ZM239 223V222H238ZM78 224V223H77ZM127 224V222H126ZM130 224V222H129ZM137 224V223H135ZM143 224V223H142ZM146 225V223H144ZM156 224V223H155ZM172 224V225H173ZM222 224V223H221ZM226 223L223 224V226ZM249 224V223H248ZM125 225V224H124ZM139 225V224H138ZM137 225V227H138ZM143 225V226H145ZM159 225V226H158ZM163 225L166 226L165 228H163ZM171 227L169 228H172ZM227 225V224H226ZM236 225V224H235ZM255 225V224H254ZM260 227L261 223L259 224ZM135 226V225H134ZM140 226V225H139ZM142 226V225H141ZM159 228H158V227ZM211 226V227H210ZM229 226V224H228ZM227 226V227H228ZM238 226L240 227L238 231H233L230 235L229 238L230 240L233 242H238L240 244H243L244 247L246 246L245 243L248 242V240L250 241V239L253 236L248 235L249 239L246 237L245 238V233H241L239 231H247L250 229L246 227L245 228L242 226V223H240V225L238 224ZM237 226V227H238ZM264 226V224H263ZM146 227V226H145ZM174 227H176L174 225ZM173 227V228H174ZM176 227V228H177ZM178 227V228H181ZM220 228V226H218ZM226 227V226H225ZM231 227V225H230ZM228 227V228H230ZM236 227V228H237ZM11 228V227H10ZM130 228V227H128ZM140 228V227H139ZM138 228V229H139ZM176 228H174L173 230H175ZM214 228V226H213ZM212 228V233L214 234V230ZM223 228V227H221ZM220 228V230H221ZM227 228V229H228ZM235 228V227H234ZM253 228V227H252ZM132 229V227H131ZM159 229V230H160ZM216 229V227H215ZM218 229V228H217ZM226 228H223L222 231H224ZM241 229V230H240ZM243 229V230H242ZM256 229V228H255ZM254 229V230H255ZM263 229V227L261 228ZM180 230V229H178ZM232 230V229H231ZM228 231V232H231ZM235 230V229H233ZM253 230V231H254ZM128 231V230H126ZM152 231V230H151ZM150 231V232H151ZM161 231V230H160ZM177 231V230H176ZM176 231H172L171 233L174 234V232ZM227 230H225L226 232ZM252 231V232H253ZM261 231V230H260ZM264 231V229L262 230ZM137 232V229H136ZM143 232V231H142ZM178 232V231H177ZM176 232V233H177ZM221 232V231H220ZM224 232V233H225ZM251 232V230H250ZM102 233V232H101ZM161 233V232H160ZM166 233V234H167ZM171 233H168L167 236H169ZM211 233V234H212ZM254 233V232H253ZM260 233V232H259ZM97 234V233H96ZM147 234V233H146ZM152 234V233H151ZM181 234V233H180ZM178 234V235H180ZM222 234V233H221ZM229 234V233H228ZM248 234V233H247ZM250 234V233H249ZM255 234V233H254ZM262 235V233H260ZM150 235V234H149ZM164 234H161V236ZM175 235V234H174ZM177 235V236H178ZM216 233L214 234V236H210V237H215ZM225 236L227 235L226 233L224 234ZM224 235L222 240H218L219 237H217L218 241L223 242L224 240ZM251 235V234H250ZM253 235V234H252ZM264 235V232H263ZM166 236V237H167ZM174 236V237H177ZM182 236V235H181ZM186 236V235H185ZM206 236V237H205ZM217 236V235H216ZM222 236V235H221ZM220 236V237H221ZM257 236V234H256ZM255 236V237H256ZM143 237V236H142ZM151 237V235H150ZM148 237V238H150ZM164 237V236H163ZM203 237H201L203 239ZM207 237V238H208ZM209 237V238H210ZM170 240V237H167ZM178 238V237H177ZM188 238V237H186ZM189 238V240H190ZM200 238V239H201ZM261 238V237H260ZM264 238V236H263ZM105 239V238H104ZM181 239V238H180ZM191 239V240H192ZM201 239V240H202ZM212 239V238H210ZM221 239V238H220ZM248 239V240H247ZM101 240V239H100ZM139 240V239H138ZM149 240V239H148ZM187 239H185L186 241ZM190 240V241H191ZM209 240V239H208ZM215 240V239H214ZM247 240V241H246ZM253 240V239H252ZM252 240L250 241V243L248 242V244H250V246H252L254 242H252ZM262 240V238H261ZM114 241V240H113ZM112 241V242H113ZM155 241V240H154ZM172 241V240H171ZM195 241V240H194ZM254 241V240H253ZM98 242V241H97ZM145 242V241H144ZM153 242V241H152ZM164 242V241H162ZM189 242V241H187ZM198 242V241H197ZM209 242V241H208ZM207 242V243H208ZM213 242V241H212ZM256 242V241H255ZM263 242V241H262ZM192 244V241L190 242ZM204 243V242H203ZM211 243V242H210ZM97 244V243H96ZM199 245H201L200 243H198ZM197 244V246H198ZM221 245V243H219ZM247 244V245H248ZM128 245V244H127ZM134 245V244H133ZM196 245V243H195ZM208 245V244H207ZM219 245V246H220ZM236 245V244H235ZM126 246V245H125ZM141 246V245H140ZM149 246V245H148ZM168 246V245H167ZM203 246V245H201ZM217 246V245H216ZM215 246V247H216ZM238 247V245H236ZM255 245H253L252 247H254ZM264 246V245H263ZM108 247V246H107ZM186 249L187 246H185ZM204 247V246H203ZM209 247V246H207ZM236 247V248H237ZM262 247V246H260ZM259 247V248H260ZM88 248V247H87ZM153 248V247H152ZM155 248V245H154ZM165 248V247H164ZM167 248V247H166ZM200 248V247H198ZM231 248V247H230ZM229 248V249H230ZM240 248H243L242 245H240L237 249L239 250ZM249 248V245H248ZM246 247V249H248ZM251 248V247H250ZM258 248V247H256ZM206 249V248H205ZM215 249V248H214ZM217 249V248H216ZM244 249V248H243ZM242 250L243 252L245 251L246 253L249 252L253 249H248L247 251ZM109 250V249H108ZM118 250V249H117ZM202 250V249H201ZM240 250V251H241ZM213 251V250H212ZM218 251V249H217ZM241 251V252H242ZM258 251V250H257ZM261 251V250H260ZM128 252V251H127ZM145 252V250H144ZM143 252V253H144ZM200 252V251H199ZM219 252V251H218ZM230 252V251H229ZM126 253V252H124ZM173 253V252H172ZM212 253V252H211ZM214 253V252H213ZM221 253H223L221 251ZM246 253L244 254L245 256ZM254 251L248 255L249 259L252 257L251 254H253ZM260 253L259 252V257H260ZM225 254V253H224ZM223 254V255H224ZM232 254V253H231ZM256 256V253H254ZM253 254V257H254ZM133 255V254H132ZM138 255V254H137ZM165 255V254H164ZM212 255V254H211ZM222 255V256H223ZM140 256V255H139ZM163 256V255H162ZM166 256V255H165ZM264 256V255H263ZM122 257V256H121ZM134 257V256H133ZM221 257V256H219ZM248 257V256H247ZM253 257L251 259H253ZM262 257V256H261ZM111 258V257H110ZM113 258V257H112ZM138 258V257H137ZM149 258V257H148ZM257 260H258V252H257ZM255 258V259H256ZM117 259V257H116ZM165 259V258H164ZM163 259V260H164ZM168 259V258H167ZM182 261V260H181ZM0 262L4 263V264H35L34 262L29 261L28 259H25L23 257H18V256H14L11 252L6 251V253H2L0 251ZM162 262V261H161ZM186 262V260H184V263ZM254 261L252 260V263ZM256 262V260H255ZM101 263V262H100ZM194 263V262H193ZM231 263V262H230ZM251 263V262H250ZM258 263V262H257ZM195 264V263H194ZM254 264V263H253ZM256 264V263H255Z\"/></svg>",
    "mask_w": 264,
    "mask_h": 264
},
{
    "label": "water",
    "instance_id": "95a60500",
    "mask_svg": "<svg viewBox=\"0 0 264 264\" xmlns=\"http://www.w3.org/2000/svg\"><path fill=\"white\" fill-rule=\"evenodd\" d=\"M0 264H4V263L0 262Z\"/></svg>",
    "mask_w": 264,
    "mask_h": 264
}]
</instances>
